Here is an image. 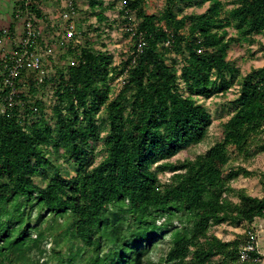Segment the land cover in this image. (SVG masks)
Segmentation results:
<instances>
[{
    "label": "trees",
    "instance_id": "obj_1",
    "mask_svg": "<svg viewBox=\"0 0 264 264\" xmlns=\"http://www.w3.org/2000/svg\"><path fill=\"white\" fill-rule=\"evenodd\" d=\"M231 1L226 8L223 0H165L161 11L148 13L146 0H128L122 13L133 11L138 25L126 32L135 43L122 67L89 39L78 55L67 51L78 64L57 68L41 84L27 77L21 102L0 111V264H26L24 257L47 264L41 246L51 232L50 253L62 264H151L145 256L153 237L175 227V219L180 233L158 264L237 263L242 238L223 240L211 228L264 215V196L232 187L239 175L254 173L242 166L224 171L232 151L250 155L251 142L264 135V65L239 82L222 138L194 158L170 160L207 137L212 115L198 97L234 84L239 68L228 58L231 45L258 42L264 30V0ZM205 4L202 12L187 11ZM97 15L103 22L104 12ZM140 35L146 45L137 54ZM125 71V84L111 98L110 82ZM51 83L54 124L43 100L31 98ZM100 140L103 156L91 167ZM60 159L74 162L76 173ZM63 239L64 252L57 248Z\"/></svg>",
    "mask_w": 264,
    "mask_h": 264
},
{
    "label": "rangeland",
    "instance_id": "obj_2",
    "mask_svg": "<svg viewBox=\"0 0 264 264\" xmlns=\"http://www.w3.org/2000/svg\"><path fill=\"white\" fill-rule=\"evenodd\" d=\"M39 9L43 12H48L47 16L54 17L58 12L56 9L59 7L56 0H38ZM226 2V8H231V0H223ZM77 4L80 8V20L78 32L81 37H79L80 43L87 40L94 41V48L99 51L109 52L113 57V65L118 68L122 67L127 54L132 51V45L135 43V39L131 35L127 34V27L129 26L126 21V15L122 13V0H98L95 1V7H92L91 0H77ZM165 0H146L145 8L148 13H157L161 11L164 7ZM15 6L14 0H0V25H6L10 20L13 8ZM207 4L203 6H189L187 11L202 12L206 9ZM100 12H104L105 19L103 22L99 21ZM136 16V14H135ZM137 17V16H136ZM45 19L43 29L51 33L54 30L52 27L53 19ZM137 19V18H136ZM55 20V19H54ZM230 34H236L237 30L234 28H229ZM258 42L249 44L247 42L243 44L235 43L231 45L229 49V60L234 62L239 68V73L237 75L234 84L224 93L214 94L210 97L199 96L198 100L207 107L212 115V123L209 127V133L207 137L199 144L184 148L175 154L170 160L179 161L185 158H194L200 153H204L211 145L222 138L223 134V123L231 116L235 110V105L233 100L237 98L240 93L239 82L243 77L251 71L252 67L259 68L264 65V56L261 51L260 44H264V30L256 34L255 36ZM68 41L65 40L63 43L56 45V54L52 60V66L48 65L47 68L53 67L50 74L56 72L57 68L66 66V62L69 58ZM79 47L77 45L74 49L75 56L79 53ZM67 57V58H66ZM49 60V59H47ZM124 76L117 77L114 81L110 82L112 92L110 97L113 98L119 92L122 87V79ZM24 93L28 91V87L22 89ZM181 90L187 92L188 86L184 83L181 84ZM32 94V93H31ZM32 101L36 98H41L44 103V112L47 119L51 124H54L55 120L53 118L52 107L55 103L54 86L49 84L46 87H40L35 95H31ZM30 98V99H31ZM258 141L251 142V154L244 155L239 154L238 151L231 152V159L229 163L224 167V171H229L230 168L234 167H245L247 170L253 172L252 176L239 175L232 181V187L234 189H243L252 196L263 197L264 196V135L257 138ZM103 141H96L95 144V155L92 162V166L98 164L102 159L103 154L99 151L102 147ZM63 164V168L67 169L69 174L74 175L77 170V166L72 161H65L63 159L59 160ZM52 170L48 168L47 170L36 171L37 178H42L47 176L48 171ZM172 174L171 171L160 172V178L166 180ZM230 198L234 201H239L236 195L230 194ZM30 205L27 206L29 209ZM46 214V212H45ZM36 212L32 215L34 218ZM160 221H163L162 219ZM35 223V221H33ZM63 222V219L61 220ZM46 223H44L45 226ZM176 226L169 231H162L157 237H153L152 243L149 246L148 253L145 256V261L151 262V264H158L160 258L165 254L168 249L170 241L176 240L178 234L180 233L179 220L175 219ZM256 228L263 227L264 221L257 220L255 224ZM247 228V223L242 222L239 224H233L230 221H226L222 224L215 225L211 228V232L215 233L218 237L223 240H234L236 237L243 238ZM36 234H34L35 236ZM54 232L47 234L46 240L42 243V248L46 249L47 252L41 259L42 263L47 262V264H62L50 253V249L54 247L55 236ZM59 240V238H58ZM260 249L264 251V230L261 232V238L259 241ZM69 247L66 239L61 240V243L57 245L58 250L64 252ZM105 249L106 246H105ZM26 264H30L32 260L28 257H24Z\"/></svg>",
    "mask_w": 264,
    "mask_h": 264
},
{
    "label": "built area",
    "instance_id": "obj_3",
    "mask_svg": "<svg viewBox=\"0 0 264 264\" xmlns=\"http://www.w3.org/2000/svg\"><path fill=\"white\" fill-rule=\"evenodd\" d=\"M10 20L6 25L0 26V70L2 83L0 86V111L6 113L13 109L18 103L20 92L27 87V77L32 75L38 84H41L51 74L52 60L56 54V45L68 41L69 48L73 50L80 43L79 20L80 8L77 0H56L58 8L54 17L39 16L35 11L39 8L38 0H14ZM128 0H122V8L127 6ZM125 17L130 20L127 30H134L138 25L135 13L131 10L125 11ZM52 18L53 32L48 33L43 29L45 19ZM55 19V20H54ZM137 54L141 53L146 45L144 38L140 35L136 42ZM49 59V60H47ZM68 65H76L79 60L68 59ZM125 71L122 85L125 84ZM257 220L264 221V215L258 216L252 223H247L245 236L239 245L238 261L236 264L248 262H260L264 264V251L260 249L261 232L263 227L256 228Z\"/></svg>",
    "mask_w": 264,
    "mask_h": 264
},
{
    "label": "crops",
    "instance_id": "obj_4",
    "mask_svg": "<svg viewBox=\"0 0 264 264\" xmlns=\"http://www.w3.org/2000/svg\"><path fill=\"white\" fill-rule=\"evenodd\" d=\"M1 26V25H0Z\"/></svg>",
    "mask_w": 264,
    "mask_h": 264
}]
</instances>
